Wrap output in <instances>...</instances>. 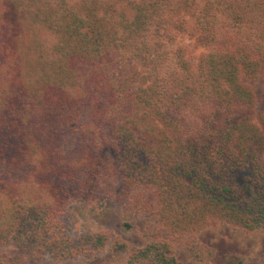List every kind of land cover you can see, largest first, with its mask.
I'll list each match as a JSON object with an SVG mask.
<instances>
[{"label": "trees", "instance_id": "16d2710c", "mask_svg": "<svg viewBox=\"0 0 264 264\" xmlns=\"http://www.w3.org/2000/svg\"><path fill=\"white\" fill-rule=\"evenodd\" d=\"M196 31L200 55L180 38ZM264 0H0V264L125 253L182 264L168 240L74 243V201L182 237L264 228ZM126 227H129L126 224Z\"/></svg>", "mask_w": 264, "mask_h": 264}, {"label": "rangeland", "instance_id": "374dc122", "mask_svg": "<svg viewBox=\"0 0 264 264\" xmlns=\"http://www.w3.org/2000/svg\"><path fill=\"white\" fill-rule=\"evenodd\" d=\"M195 37L196 31L190 25L188 32L180 38V43L193 56L203 52V48L196 46ZM254 89L259 107L263 108L264 88L255 83ZM63 221L66 225L65 235L74 243L85 234L103 231L109 235V242L119 239L130 249L149 240H168L182 264H264V228L248 233L220 223L179 237L121 206L84 201L69 203ZM126 258L125 253H112L105 249L92 256L80 255L67 259L47 256L44 263L126 264Z\"/></svg>", "mask_w": 264, "mask_h": 264}]
</instances>
